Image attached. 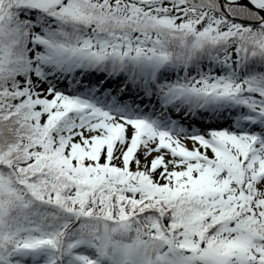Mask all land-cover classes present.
I'll return each mask as SVG.
<instances>
[{
	"label": "snow or ice",
	"instance_id": "1",
	"mask_svg": "<svg viewBox=\"0 0 264 264\" xmlns=\"http://www.w3.org/2000/svg\"><path fill=\"white\" fill-rule=\"evenodd\" d=\"M0 264H264V0H0Z\"/></svg>",
	"mask_w": 264,
	"mask_h": 264
}]
</instances>
